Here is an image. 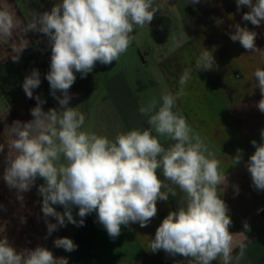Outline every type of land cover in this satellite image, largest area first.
<instances>
[{
    "label": "clouds",
    "instance_id": "9594fccd",
    "mask_svg": "<svg viewBox=\"0 0 264 264\" xmlns=\"http://www.w3.org/2000/svg\"><path fill=\"white\" fill-rule=\"evenodd\" d=\"M189 2L197 4L200 0ZM154 3L155 0H59L50 11L35 14L24 26V33L34 31L48 37L51 59L46 79L60 109L45 112V101L37 95V105L30 110L33 119L13 123L10 148L15 154L6 160L3 179L18 194L30 191L37 178L44 180L38 193L42 196L48 236L58 226H66V221L83 226L84 218L95 212L112 239L121 234L122 226L139 223L146 227L157 215V202L176 196L175 189L164 182L170 181L185 193V205L170 211L162 220L149 249L183 256L188 264H213L218 260L220 264H232L233 259L239 264L246 245L241 243L239 254L233 257L234 237L229 231L232 220L220 195L221 186L227 187L221 162L193 132L186 118L174 111L177 100L185 94L191 72L213 69L215 59L210 50L204 48L194 68L184 71L177 93L164 94L161 101L153 99L141 105L139 111L147 117L150 128L120 132L110 140L82 130L85 115L68 106L75 73L83 78L97 63L117 62L133 42L134 30L153 20L159 10ZM236 4L237 10L241 6L250 9L243 14L244 21L254 26L264 22V0H236ZM19 23L7 9H0V37H11ZM234 28L229 34L232 41H239L251 52L259 50L256 32L239 24ZM27 46L13 49L16 54L12 59L18 62ZM254 78L261 93L256 107L264 113V69L257 68ZM40 84V73L33 69L22 84L26 96L33 98V90ZM260 135L264 141V130ZM158 136L175 143L165 149ZM251 143L255 152L247 162V170L253 187L264 191V142ZM4 149L0 144V153ZM237 153L235 163L242 158V150ZM158 170H162L164 180L159 178ZM18 199L22 201L23 196L18 195ZM54 205L62 206L64 212L57 211ZM74 206L79 209V221L73 217ZM48 217L56 223L48 221ZM244 229L250 230V226L244 223ZM54 246L68 252L77 248L68 237L55 239ZM0 264H68V259L55 257L43 246L18 251L7 238H0Z\"/></svg>",
    "mask_w": 264,
    "mask_h": 264
},
{
    "label": "crops",
    "instance_id": "0c3cea01",
    "mask_svg": "<svg viewBox=\"0 0 264 264\" xmlns=\"http://www.w3.org/2000/svg\"><path fill=\"white\" fill-rule=\"evenodd\" d=\"M9 6L10 0H0V9L9 10ZM154 7L159 10L147 26L149 37L157 39L156 44L138 50L141 65L147 70L146 83L132 80L135 83L127 84L123 77L121 82L115 81L112 89L117 91L118 87L124 94H110L114 108L101 111V117L118 122V126L110 122L114 124L110 128L112 140L120 132L150 128L147 117L139 111L141 105L146 106L153 99L161 101L164 94L177 93L184 71L194 68L204 48L210 50L215 59L213 69L191 72L185 94L177 100L174 111L186 118L193 132L221 162L220 171L226 175L227 187L221 186L220 195L229 207L232 220L229 231L234 237L233 257L239 254V245L243 243L246 247L239 264H264V191L253 187L246 166L255 152L251 141L264 142L260 135L264 130V113L256 107L261 93L254 78L257 68L264 69V22L254 26L244 21L243 14L250 9L241 6L237 10L236 0H200L197 4L189 0H155ZM236 24L257 33L258 51L246 50L239 41L230 39L229 34L235 31ZM152 134L157 136L154 130ZM158 139L165 149L175 143L166 137L158 136ZM238 149L242 150V158L235 163L233 158ZM158 176L164 180L162 170H158ZM164 182L175 189L176 196L169 195L167 201L157 202V215L146 227H140L139 223L122 226L121 234L115 239L109 237L93 212L88 215L78 240V226L69 223L66 236L77 245L76 250L68 252L57 248L54 240L66 237L62 232L65 226H58V230L48 236L41 208L34 205V201L26 205L24 195L22 201L9 195L6 204L1 202L0 238H7L18 251L46 247L55 257H66L68 264H188L183 256H170L163 250L153 253L149 249L162 220L170 211L185 205V193L170 181ZM78 211V208L72 210L77 221ZM17 221L16 245L10 237L14 235L11 228L16 227ZM244 223L250 230L244 229ZM232 264H237L235 259Z\"/></svg>",
    "mask_w": 264,
    "mask_h": 264
},
{
    "label": "rangeland",
    "instance_id": "374dc122",
    "mask_svg": "<svg viewBox=\"0 0 264 264\" xmlns=\"http://www.w3.org/2000/svg\"><path fill=\"white\" fill-rule=\"evenodd\" d=\"M58 2L59 0H10L8 11L20 23L13 29L11 37H0V144L5 147L4 152L0 153V204L1 202L5 203L9 195L16 197L24 195L27 200L26 205L29 204V201H34V205L37 204L38 208H42V196L38 193L39 186L44 183L42 178L36 179L30 191L18 194L16 189H10L4 181L3 172L6 160L15 154L14 150L10 148V141L13 139L10 134L11 126L15 121L27 122L33 119L30 110L37 105L35 97L38 95L45 101L42 105L45 112L51 108L60 109L59 102L52 96L49 82L46 79V74L50 71L51 59L48 37L39 32H23L24 26L31 21L35 14L50 11ZM149 31L147 24L134 30L133 42L117 62L114 61L110 65L97 63L93 71L83 78L80 73H75L77 78L69 89L72 98L68 106L76 107L79 112L85 115V124L82 130L104 135L110 140L113 139L111 137L113 132L110 128L114 124L118 126V122L113 118L101 117L103 116L101 111L113 110L114 104L110 94L116 93L117 96L124 94L122 89L118 90V87H116L117 91L112 89L115 81L121 82L123 77L127 84L135 83L132 80L146 83L147 70L144 65H141L142 61L138 50L156 44L157 39L150 38ZM21 45L28 46L20 53V59L16 62L12 59L16 54L13 49ZM33 69L39 71L41 84L33 90V98L30 99L26 96L22 84ZM56 95L62 98V93L59 91ZM109 117L112 115L110 114ZM112 121L114 124L110 123ZM54 207L57 211L64 212L62 206L54 205ZM77 208L74 206L72 210ZM50 222L56 223V220L51 217ZM15 226V228H11L14 235L10 237V241L17 245L18 221ZM62 232L64 236L69 234V222L66 221L65 229Z\"/></svg>",
    "mask_w": 264,
    "mask_h": 264
},
{
    "label": "trees",
    "instance_id": "16d2710c",
    "mask_svg": "<svg viewBox=\"0 0 264 264\" xmlns=\"http://www.w3.org/2000/svg\"><path fill=\"white\" fill-rule=\"evenodd\" d=\"M80 220V217L78 219V221ZM88 221V215L84 218V225L83 226H79V229H78V232H77V235H76V240H78L82 234V231H83V228L85 226V224L87 223Z\"/></svg>",
    "mask_w": 264,
    "mask_h": 264
}]
</instances>
